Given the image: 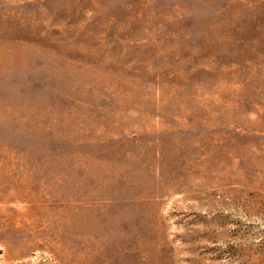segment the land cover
<instances>
[{"label":"rangeland","instance_id":"rangeland-1","mask_svg":"<svg viewBox=\"0 0 264 264\" xmlns=\"http://www.w3.org/2000/svg\"><path fill=\"white\" fill-rule=\"evenodd\" d=\"M0 264H264V0H0Z\"/></svg>","mask_w":264,"mask_h":264}]
</instances>
